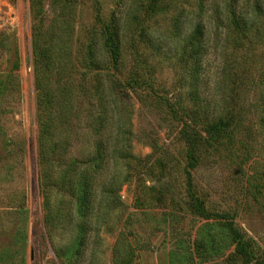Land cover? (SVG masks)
<instances>
[{
  "label": "rangeland",
  "instance_id": "374dc122",
  "mask_svg": "<svg viewBox=\"0 0 264 264\" xmlns=\"http://www.w3.org/2000/svg\"><path fill=\"white\" fill-rule=\"evenodd\" d=\"M92 1L76 4L77 32L92 23ZM207 29L201 76L211 91L221 58ZM157 68L155 87L177 92L171 67ZM128 95L110 116L111 147L89 200L77 199V173L64 176L66 167L57 172L56 187L40 193L29 4L0 0V264H240L233 254L238 242L264 254L262 163L253 179L251 161L246 169L216 147L186 168L176 125L152 98L143 105ZM246 96V103L256 99ZM87 101L78 93L65 157L75 168L92 142ZM260 149L264 162V143ZM123 151L131 158L117 157Z\"/></svg>",
  "mask_w": 264,
  "mask_h": 264
},
{
  "label": "trees",
  "instance_id": "16d2710c",
  "mask_svg": "<svg viewBox=\"0 0 264 264\" xmlns=\"http://www.w3.org/2000/svg\"><path fill=\"white\" fill-rule=\"evenodd\" d=\"M46 1L50 19L44 0H28L40 193L55 188L66 167L64 176L77 173V199L89 200L111 147L105 138L110 116L129 93L143 105L152 98L176 125L186 168L197 166L199 152L222 147L239 166L251 161L253 179L260 175L254 169L264 166V0H94L92 23L78 32L72 21L79 0ZM208 27L221 58L211 91L201 76ZM162 63L171 67L177 92L155 87ZM78 93L88 99L92 142L75 168L65 157ZM247 94L256 99L246 103ZM258 249L238 242L233 254L240 264H264Z\"/></svg>",
  "mask_w": 264,
  "mask_h": 264
}]
</instances>
